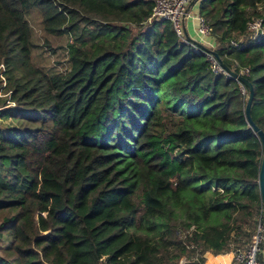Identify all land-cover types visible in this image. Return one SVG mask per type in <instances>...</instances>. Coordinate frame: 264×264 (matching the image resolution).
<instances>
[{
  "label": "trees",
  "instance_id": "16d2710c",
  "mask_svg": "<svg viewBox=\"0 0 264 264\" xmlns=\"http://www.w3.org/2000/svg\"><path fill=\"white\" fill-rule=\"evenodd\" d=\"M197 3L210 51L249 69L264 131V37L230 43L264 21V0ZM153 4L0 0V264H204L264 228L249 89L169 21L147 23ZM31 9L45 34L71 39L65 72L32 62Z\"/></svg>",
  "mask_w": 264,
  "mask_h": 264
},
{
  "label": "built area",
  "instance_id": "2783aa9c",
  "mask_svg": "<svg viewBox=\"0 0 264 264\" xmlns=\"http://www.w3.org/2000/svg\"><path fill=\"white\" fill-rule=\"evenodd\" d=\"M191 0H154V4L151 8L149 16L147 18V23H151L154 21H169L175 32L178 36H180L184 42H190L185 36L183 31V22L184 18L187 15L188 11L187 7ZM195 19V36L194 39L196 42L200 43L207 49H203L201 46L193 44V51L195 53L203 52L207 59L210 62L211 68L214 73H225L228 76H231L227 73L224 68L220 65L215 55L210 51L214 50L217 47V41L215 37L211 34L210 26L207 24L205 19L200 15L194 16ZM264 37V21L263 18H253L247 22L246 34L243 36H239V41L231 40V45L233 47H238L241 42L244 40H259ZM71 41V39H70ZM234 66H236L237 62H233ZM249 69L247 67H240L238 72L240 75L244 76L248 74ZM232 77V76H231ZM234 78V77H233ZM236 81L240 83L242 93L245 92L243 84L236 78ZM196 231L195 225L191 224L186 230L179 228L177 233L181 237L191 236V234ZM264 240V230L262 231L261 226L259 225V229L257 233L252 238V245L249 250L246 252L238 251L236 253V264H264V258L258 259L257 253L261 252L263 255V251L259 248L260 243ZM187 261L184 257L180 260V262Z\"/></svg>",
  "mask_w": 264,
  "mask_h": 264
},
{
  "label": "rangeland",
  "instance_id": "374dc122",
  "mask_svg": "<svg viewBox=\"0 0 264 264\" xmlns=\"http://www.w3.org/2000/svg\"><path fill=\"white\" fill-rule=\"evenodd\" d=\"M26 19L31 27L32 40L35 45L32 48V62L48 74L62 73L68 70L69 64L67 61V51L65 47L70 41V38L67 35L52 36L45 34L42 28L41 16L36 9H31L26 14ZM239 39L240 38L238 37V41ZM45 41H48L51 47L55 49L54 53L50 52L47 47L44 46ZM6 111L7 114L10 113L6 122L14 121V119H12L15 114L14 105L9 104L6 107ZM258 229L259 224L257 222H253L247 226L246 233L242 234L240 237L241 243L231 241V247L233 249L231 252L217 255H214L211 252L205 253L204 264H236V253L238 251L246 252L249 250L252 245V238L257 233ZM261 229L262 231L264 230V228ZM259 248L263 251V255L261 252H258V259H260L261 256L264 258V248L261 244L259 245ZM208 254L214 256V259L211 262L207 257ZM215 261H218L219 263H215Z\"/></svg>",
  "mask_w": 264,
  "mask_h": 264
},
{
  "label": "water",
  "instance_id": "95a60500",
  "mask_svg": "<svg viewBox=\"0 0 264 264\" xmlns=\"http://www.w3.org/2000/svg\"><path fill=\"white\" fill-rule=\"evenodd\" d=\"M196 2H198V0H191V2L189 3V5L187 7V10H189L190 7ZM185 37L189 41H192L193 43H195L196 45L202 46L200 43L196 42L194 39L189 37L187 34H185ZM211 52L215 55V57L218 60V62L220 63V65L224 68V70L227 73H229L232 77L238 79L241 83L246 85L247 88L249 89V95H248L246 103H245V118H246L248 125H250V127L253 129V131L255 132L257 137L259 138L260 144L262 147L261 163H260V168H259V172H258V187H259L261 203L264 206V131L260 127H258L251 118L250 109H251V103H252V98H253L252 83L247 78H245L244 76L240 75L239 73H237L236 71H234L230 67H228L222 61V59L218 56V54L216 52H213V51H211Z\"/></svg>",
  "mask_w": 264,
  "mask_h": 264
},
{
  "label": "crops",
  "instance_id": "0c3cea01",
  "mask_svg": "<svg viewBox=\"0 0 264 264\" xmlns=\"http://www.w3.org/2000/svg\"><path fill=\"white\" fill-rule=\"evenodd\" d=\"M198 3H194L187 15L184 18V22H183V31H184V36L185 34H187L189 37L194 38L195 36V30H194V26H195V19L194 16L199 14V9H198ZM261 258L263 259V257L261 256Z\"/></svg>",
  "mask_w": 264,
  "mask_h": 264
}]
</instances>
